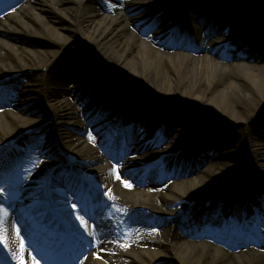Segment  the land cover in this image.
Returning <instances> with one entry per match:
<instances>
[{"label":"bare ground","instance_id":"6f19581e","mask_svg":"<svg viewBox=\"0 0 264 264\" xmlns=\"http://www.w3.org/2000/svg\"><path fill=\"white\" fill-rule=\"evenodd\" d=\"M156 12L174 15L169 24L178 22V30L188 24L195 44L174 38L173 28L166 31L162 24L145 35V24L160 18ZM217 31L228 39L212 43L221 36L209 38ZM248 38L252 44L246 48ZM73 44L79 49L70 52ZM242 51L245 62L238 59ZM29 70L34 73L0 85V143L47 120L80 124L73 99L81 103L100 95L104 102L99 130L91 137L86 125H75L34 141L20 135L17 147L0 150V245L7 258L56 264L47 245L37 242L55 228L84 242L77 252L88 250L92 264H264V231L250 232L244 225L234 230L210 217L235 204L232 220L238 223L248 215L244 206L262 202L253 178L264 181V127L261 133L255 127L264 122V0L33 1L0 16V78ZM131 94L140 101H128ZM149 115L156 117L149 133L160 135L154 142H144L148 138L139 130ZM122 139V154L132 149L141 158L132 163L141 168L131 173L146 175L137 184L134 174L119 171L104 153L124 144ZM187 154L196 159L191 162ZM68 160L86 176L98 203L121 207V218L113 221L120 219L117 227L102 219L88 227L91 214L83 211L84 224L81 216L74 219L84 231L77 234L52 223L51 216L40 223L42 213L23 200L45 197L43 208L60 202L67 193L61 164ZM33 162L39 164L35 170ZM175 167L181 177L168 180ZM229 185L239 193L232 194ZM190 200L198 202L189 208ZM218 201L223 207L215 212ZM153 211L188 217L162 227L164 218L156 219Z\"/></svg>","mask_w":264,"mask_h":264},{"label":"rangeland","instance_id":"374dc122","mask_svg":"<svg viewBox=\"0 0 264 264\" xmlns=\"http://www.w3.org/2000/svg\"><path fill=\"white\" fill-rule=\"evenodd\" d=\"M56 1V0H55ZM206 7L208 6V8L211 6V4L210 3H208L207 5H205ZM152 14V13H151ZM153 16H155V18L157 17V16H160V18L158 19V21H155V19H152L151 21H148L147 22V24H145L147 27H144V29H143V32H144V34L146 35V34H148L149 32H151L152 30H155L156 29V27L157 26H161V24H162V28H164L166 25H164L163 26V23H166L164 20H166L167 19V17L169 16V14H168V12L167 13H164V12H156L155 13V15L153 14ZM251 22V23H250ZM245 23H246V25H248V28H251V32H255V31H257V30H254L253 29V27H254V25L252 24V21H249V20H246L245 21ZM260 23V22H259ZM165 28H167V27H165ZM216 33H220V32H216ZM215 35V34H214ZM178 36V35H177ZM180 37V34H179V36H178V38ZM252 40H250V38H248L247 39V43H246V45H245V47L246 48H248L249 47V45L250 44H252V42H251ZM213 42H216V39L213 41ZM236 44H234V46H235ZM79 46L77 45V44H73L72 46H71V48H70V52H72V51H74V50H77V49H79L78 48ZM81 52V50H79L78 51V55H79V53ZM234 53V52H233ZM236 54V53H235ZM237 55V54H236ZM77 57V56H76ZM246 58H247V54H246V52H244V51H242L241 53H238V59L239 60H241L242 62H245V60H246ZM74 59H75V57H74ZM70 61H71V59H70ZM38 73V72H37ZM24 77V76H23ZM67 84H69L72 88L75 86V82H72L71 80H69V81H67ZM133 95H135V94H131V95H129L128 97H127V100H131L132 102H134V101H136L135 103H137V101H140L138 98H132V97H134ZM125 96H127V95H125ZM38 98V97H37ZM93 98H95V97H93ZM37 100V102L39 103V101H38V99H36ZM76 100V99H75ZM74 99H73V102H74V105L76 106V109L78 110V111H81L82 109H81V106L82 105H80L78 102H76ZM101 102L99 101L97 104H96V106L98 105V104H100ZM79 104V105H78ZM38 105H41V104H38ZM136 106V105H135ZM167 107H169V105H162L161 107H160V109H161V111H163L164 109L165 110H167L166 108ZM158 112H160L159 110H158ZM165 112V111H164ZM161 113V112H160ZM95 115V114H94ZM66 118H62L61 120L63 121V120H65ZM155 119H156V117L155 118H153V119H149V120H152V121H155ZM151 123V122H150ZM61 125V123L60 122H58V126L59 127H62V126H60ZM93 126V125H92ZM255 127H256V129H257V133H261V130L263 129V127H264V122L263 123H261V122H259V124H256L255 123ZM94 127H92V130H91V127H88L87 126V130H88V132H90V133H92L93 135H95V129H93ZM49 129H50V127H48V128H46V130L45 131H49ZM81 133V132H80ZM43 135V134H42ZM31 139H33V140H35L36 138L35 137H32ZM38 139H40V137L38 138ZM106 151H107V149H106ZM191 161V160H190ZM189 161V162H190ZM190 166H192V165H189V167ZM191 171V170H190ZM172 173H174L175 175H177L176 173H178V175H181V171L178 169V168H175L174 169V171L172 172ZM173 174V175H174ZM189 175H193V172H190V174ZM174 177H178V176H174ZM174 177H171V178H174ZM170 179V178H169ZM243 180L244 179H242V180H240V184L243 182ZM253 181H254V185L255 186H257L258 187V190H260V191H264V181H262L261 179L260 180H254V178H253ZM241 187V186H240ZM233 188V186L230 188V192L232 193V194H237V192L239 193V191H240V188H238V187H236L235 189H232ZM232 191H235L234 193L232 192ZM159 224H161L162 225V227L163 226H165V225H168L169 223H165V222H163V221H161V222H159ZM189 232H192L191 230L189 231ZM239 245H241V244H236V246H239ZM172 263H169V264H174L175 262L173 261V260H170Z\"/></svg>","mask_w":264,"mask_h":264},{"label":"snow or ice","instance_id":"6c2138e0","mask_svg":"<svg viewBox=\"0 0 264 264\" xmlns=\"http://www.w3.org/2000/svg\"><path fill=\"white\" fill-rule=\"evenodd\" d=\"M90 137H91V133H90ZM41 163H42V161H41ZM37 167H39V164L33 162V163H32V170H35V168H37ZM116 174H117V176L119 177V173L117 172ZM125 183L127 184L128 182L125 181ZM128 186H130V185H128ZM68 191H71V188H69ZM3 192H4V190H3L2 188H0V195H2ZM76 207H77V206H76L75 204L72 205V208H76ZM3 211L6 212L7 209H3ZM80 222H81V224H84V223H85V222H84V217H82V216L80 217ZM85 227H87V225H85ZM93 227L95 228V227H97V226H96V225H93ZM92 234H93V233H89V235H92ZM21 264H24L23 259L21 260Z\"/></svg>","mask_w":264,"mask_h":264}]
</instances>
